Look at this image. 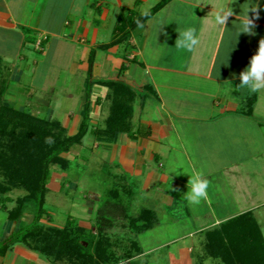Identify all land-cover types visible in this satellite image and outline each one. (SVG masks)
I'll return each instance as SVG.
<instances>
[{
  "label": "crops",
  "instance_id": "0c3cea01",
  "mask_svg": "<svg viewBox=\"0 0 264 264\" xmlns=\"http://www.w3.org/2000/svg\"><path fill=\"white\" fill-rule=\"evenodd\" d=\"M159 1L0 0V57L10 66L14 82L20 83L26 72L38 70L40 62H30L33 50L54 52V63L66 57L55 70L82 78L79 101L69 93L64 103L61 122L74 131L71 135L82 118L90 72L91 129L103 128L112 112L116 89L107 82L133 89L130 130L110 142L89 132L85 137H94V145L84 137L81 148L96 151L101 162L110 164L108 173L117 180L108 200L126 204L131 216L144 209L155 213L154 225L135 236L137 247L130 246L135 256L155 264L159 250H165V264H199L208 230L247 212L263 228L264 89H241L238 77L264 41V0H258V15L249 11L252 33L236 37L237 21L246 19L241 12V7L247 11L245 0L231 5L225 26L217 25L215 16L229 0H169L132 29L127 40L111 44L118 37L116 25L123 11L142 16ZM186 26L197 27L201 40L193 52L175 46ZM30 85L24 88L31 91ZM30 91L38 98L32 106L47 119L56 118L49 96L44 103L38 92ZM180 166L182 170L172 172ZM200 174L209 181L208 198L191 205L185 199L187 184L191 175ZM15 247L20 255L34 257L19 244ZM40 255L35 257L49 261ZM10 256L14 264L20 261L16 251Z\"/></svg>",
  "mask_w": 264,
  "mask_h": 264
},
{
  "label": "trees",
  "instance_id": "16d2710c",
  "mask_svg": "<svg viewBox=\"0 0 264 264\" xmlns=\"http://www.w3.org/2000/svg\"><path fill=\"white\" fill-rule=\"evenodd\" d=\"M168 1L160 0L149 14L142 16L132 10L123 13L116 25L118 37L111 44L127 40L132 29L161 9ZM3 63L4 60L0 57V64ZM92 65L93 58L90 59V71ZM106 84L116 90L111 107L112 112L103 128L91 129L93 85L91 72L85 91L82 118L75 134L69 135L67 128L59 120L50 121L18 110L13 111L26 120H31L30 124L33 128L31 131L34 132L31 140L32 145L38 149L46 147L42 151H35L33 147L31 148L30 152L35 154V157L30 163L24 164L19 169V175L23 179L22 183L28 186L29 194L20 200L16 208L8 212V219L17 221L22 216L24 206L27 203H32L34 207L33 220L12 231L4 239H0V256H4L16 244H23L49 258L53 263L59 258L70 256L76 258V264L118 263L120 258L113 249L114 244L111 241V236H133V244L137 247L135 236L143 230L150 229L156 222L155 213L149 209L142 210L138 216H131L126 204L111 200L105 201L97 212V234L92 235L89 230L82 227H77L73 231L55 229L48 233L42 222L43 216L48 212L46 195L49 191L51 165L58 164L64 167L68 165V160L63 154L72 151L74 147L76 148L74 151H76L89 132L99 140L110 142L116 140L118 133L130 130L128 118L132 113V103L135 99L133 89L116 82H107ZM1 131V134H4V129ZM45 136L52 137L53 142H47L45 145ZM1 138L0 136V142ZM21 139L22 143L27 144L29 141L25 136ZM1 150L0 165H7L8 161L1 154L5 151ZM4 191L5 187L0 184V203L3 206L9 200L3 196ZM84 241L88 242L87 246L84 245ZM94 250H98L97 254ZM206 251L213 258L221 259L223 264H264V235L253 213L247 212L208 230L206 232ZM98 256L101 257L100 261L97 259Z\"/></svg>",
  "mask_w": 264,
  "mask_h": 264
},
{
  "label": "rangeland",
  "instance_id": "374dc122",
  "mask_svg": "<svg viewBox=\"0 0 264 264\" xmlns=\"http://www.w3.org/2000/svg\"><path fill=\"white\" fill-rule=\"evenodd\" d=\"M126 11L127 10L123 12L125 13ZM53 53L54 52H47L44 54L35 52L34 50L33 52H30L33 56L30 57V62L35 59L40 62L38 70L35 73L29 71L26 72L25 77L23 78L24 82L21 83L14 82L13 75L8 64L5 62L0 64V136L2 137L0 142V152H2L1 149H4L5 152L1 154H3L8 161L7 165H0V184L5 187L3 196L9 198V200L6 201L5 206L0 203L1 240L12 231L30 223L33 220L34 207L32 203H27L24 206L22 216L17 221L9 220L8 212L16 208L20 203V200L29 194L28 186L23 185L24 183H22L23 179L22 176L19 175V169L24 166V164L30 163V161L35 157V154L30 152L31 148L33 147L35 151H42L46 147L44 146L43 148L38 149L32 145L33 143H31V140L32 136H34V132L31 131L33 130L30 124L31 120H26L24 117L13 112L14 110H18L28 115L47 119V115L41 114L38 111V108H36L37 106H32L37 102L38 98H32L29 93L30 90L24 87L31 86V82L33 88L31 87L30 92L34 94L38 92L37 95L42 97L41 100L44 103L48 102L46 95L49 96V101L53 102V104L55 103L53 106H55L56 109L54 116L56 118L48 120L51 121L60 119V122L63 119L67 108V104H64L67 98L66 95L69 93L74 95L75 97L73 98L77 103L82 91V78L76 75L73 76L71 73L62 70L61 68H59L58 71L55 70L57 65L61 66V60H66V57H57L55 59L60 60L59 62L54 63L52 61ZM52 62L54 68L50 71L51 74L48 76L51 78H49L46 73L50 70L49 68L51 67ZM29 78L30 81L28 80ZM82 107H84V100ZM6 109H8V111H6ZM81 109L82 113L83 108ZM2 129H4V134H1ZM67 131L69 135L74 133L72 130L67 129ZM23 136L29 139L27 144L20 142ZM84 140V142L94 145V137L90 138V136H87ZM47 142L52 143V137L45 136L44 144L46 145ZM11 147L12 149H10ZM75 149L76 148L74 147L72 151L63 154V156L68 160V165L64 167L58 164H53L50 168L51 178L49 181V191L46 195V208L48 212L42 219L48 233L54 231L55 229L73 231L77 227H82L89 230L92 235L97 234V212L105 203L104 202L102 204V201L110 198V190L115 186L113 183L117 180H113L110 173H108V170H110V164L101 162L97 155H95L96 151H86L82 149L81 146L76 151H74ZM94 204L95 208L92 206ZM259 213V220L263 227L261 228V230L263 229V233L264 208L261 209ZM145 236L146 235H142L143 238H145ZM127 237H130L129 243H126ZM132 237L121 236L119 240V238L111 236V241L114 244L113 249L120 258V263H118L150 264V261L148 259L144 260L143 256H135L136 252L134 251V248H130V246L132 247L134 245ZM156 238L161 240L162 235L157 233ZM204 240L206 241V234ZM83 243L85 246L88 245L87 241H84ZM19 246L32 251L34 257H24L20 255L22 254L21 251H19L20 249H16L14 246L13 249L10 250L12 251L11 253L7 252L9 255L6 254L7 256H0V264H14L13 262L15 258L10 256V254L14 251H16V259L20 258L21 261L25 258V264L77 263L76 258L73 256L68 258H59V260L55 263H53V261L49 258L48 260L50 262L45 261L42 258L38 259V257L35 256L40 255L39 252H36L32 250L31 247H27L23 244H19ZM94 247L97 249L96 246ZM94 251L97 254L98 250ZM159 252L160 253L157 256L155 264H165V250H159ZM40 256L45 257L44 255ZM201 257L202 260L199 264H223L221 259L214 260V258L208 254L206 246L204 251H202ZM31 259H37L36 261L38 262H34V260L31 261ZM97 259L100 261L101 257L98 256ZM20 261L15 262V264H19Z\"/></svg>",
  "mask_w": 264,
  "mask_h": 264
},
{
  "label": "clouds",
  "instance_id": "9594fccd",
  "mask_svg": "<svg viewBox=\"0 0 264 264\" xmlns=\"http://www.w3.org/2000/svg\"><path fill=\"white\" fill-rule=\"evenodd\" d=\"M234 2L235 0H229V3L218 11L217 15L215 16L217 25L225 26L228 17L233 13L231 5ZM245 3L248 4L247 11L244 12V9L241 7V12L244 13L246 19L237 21L239 30L236 32V37L241 32H253L254 24L249 18V11H252L258 15V0H245L243 4ZM229 8L231 11L228 10ZM235 27L236 25L233 24V28ZM178 33L179 36L175 41V46L178 49H183L187 52H193L201 44V40L198 36V29L195 26H186L184 30L179 31ZM238 79L241 89H246L250 93H257L264 89V41L261 40L257 51L250 57L248 65L245 66L244 69L239 73ZM178 170H182V166L175 168V170L172 172H177ZM209 186V181L203 178L202 174L191 175L187 184L185 199L191 205L201 204L202 201H205L208 198Z\"/></svg>",
  "mask_w": 264,
  "mask_h": 264
}]
</instances>
